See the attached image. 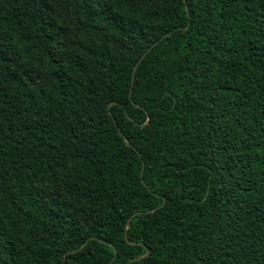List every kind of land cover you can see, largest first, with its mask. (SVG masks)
Returning a JSON list of instances; mask_svg holds the SVG:
<instances>
[{
	"label": "trees",
	"instance_id": "1",
	"mask_svg": "<svg viewBox=\"0 0 264 264\" xmlns=\"http://www.w3.org/2000/svg\"><path fill=\"white\" fill-rule=\"evenodd\" d=\"M114 248L264 264V0H0V264Z\"/></svg>",
	"mask_w": 264,
	"mask_h": 264
},
{
	"label": "water",
	"instance_id": "2",
	"mask_svg": "<svg viewBox=\"0 0 264 264\" xmlns=\"http://www.w3.org/2000/svg\"><path fill=\"white\" fill-rule=\"evenodd\" d=\"M184 1H185V0H184ZM186 10H187V12H188L187 6H186ZM156 43H157V41H155V42H154V43H153V44H152V45H151V46H150V47H149V48H148V49H147V50H146V51H145V52H144L139 58H138V60L136 61L135 65H134V67H133V71H132V82H133L134 72H135V70H136L138 64L142 61V59H143V57L145 56L146 52H147L152 46H154ZM146 115H147V120H148V119H149V116H148L147 113H146ZM128 118L130 119L129 116H128ZM112 119H113V121L115 120L113 116H112ZM144 124H145V123H143V124H141V125H144ZM119 133L122 134V132H121L120 130H119ZM122 137H123V139H124V141H125V144H126V145H130V143L127 141L125 135L122 134ZM143 170H144V162H142L141 176H142ZM159 206H161V205H159ZM159 206H157V207H159ZM157 207H155V208H157ZM155 208L149 209V210H147V211H145V212H146V213H150V212L154 211ZM138 213H140V212H135V213H133L131 216H129V217L127 218L126 223H125V238H126V232H127L128 227H129L131 217H132L134 214H138ZM90 238H93V237H90ZM99 240L102 241V242H106L105 240H102V239H99ZM85 243H86V241H84V242H83L78 248H76L75 250H71V251H69V252H66L65 255L68 254V253H74V252H76V251H79L80 249H82V247L85 245ZM106 243H108V242H106ZM130 243H134V242H130ZM148 253H149V250L147 249L146 252H145V254H143L141 257H138V258H135V259H132V260H137V259L143 258V257L147 256ZM115 254H116V249L114 248V255H113V257H112V259H111V261H110L109 264H111V262H112V260H113V258H114V256H115ZM132 260H130V261H132ZM130 261H128L126 264H128Z\"/></svg>",
	"mask_w": 264,
	"mask_h": 264
}]
</instances>
